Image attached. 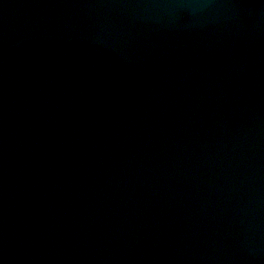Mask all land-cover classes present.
<instances>
[{
	"label": "water",
	"instance_id": "obj_1",
	"mask_svg": "<svg viewBox=\"0 0 264 264\" xmlns=\"http://www.w3.org/2000/svg\"><path fill=\"white\" fill-rule=\"evenodd\" d=\"M0 264H264V0H0Z\"/></svg>",
	"mask_w": 264,
	"mask_h": 264
}]
</instances>
